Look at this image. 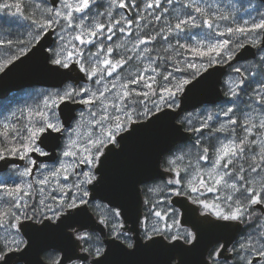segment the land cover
Listing matches in <instances>:
<instances>
[{
  "label": "water",
  "instance_id": "water-1",
  "mask_svg": "<svg viewBox=\"0 0 264 264\" xmlns=\"http://www.w3.org/2000/svg\"><path fill=\"white\" fill-rule=\"evenodd\" d=\"M46 1L53 9L59 4V0ZM259 1L264 3V0ZM54 41L55 28L52 27L0 71V99L27 87L57 88L67 81L74 84L88 81L77 61H72L68 68L52 62L50 48ZM262 48L264 30L258 44H244L225 63L210 65L192 78L179 95L176 107L165 106L145 119L131 121L128 128L117 134V143L105 145L94 169L96 177L88 184L89 200H101L118 209L123 228L132 234V246L119 239L106 238L104 252L91 257L75 234L84 230H97L104 235L105 231L103 223L86 203L74 209L68 208L55 221H21L19 229L26 242L21 249L8 251L0 264H69L75 260H90V264H209L208 252L221 240L224 245L219 255L224 256L241 230V222L223 220L209 212L202 214L200 205L185 194H174L170 202L180 209V224L191 228L195 239L187 243L181 238L169 240L163 234L144 239L140 227L144 204L142 185L172 176V171L162 166V160L177 144L189 140L193 134L179 121L180 116L224 100L223 83L229 67L254 59ZM84 106L81 100L59 103L57 108L63 126L60 132L49 130L40 138L43 140L40 146L47 151V155L38 156L39 161L56 160L63 129L72 124L78 109ZM12 163L23 164V159L7 156L5 160H0V172ZM50 249L59 251L57 261L44 259V252Z\"/></svg>",
  "mask_w": 264,
  "mask_h": 264
},
{
  "label": "rangeland",
  "instance_id": "rangeland-1",
  "mask_svg": "<svg viewBox=\"0 0 264 264\" xmlns=\"http://www.w3.org/2000/svg\"><path fill=\"white\" fill-rule=\"evenodd\" d=\"M194 1L196 0H172V3L169 4L168 0H160V4L162 3L159 6L160 8L156 6L155 8L161 9V13L162 12L167 13V11L169 12L170 9L176 10L177 8L182 7L183 4L193 3ZM66 2L71 3L74 6L79 4V0H66ZM95 2L96 0H90V7L85 9L84 12L82 13L73 10V17H74L73 28H66V21H64L63 19L60 20L59 24H55L57 26V34H56L57 38L55 44L51 48L52 58H55L57 54H59L60 58H64V56L69 51L82 52L83 53L82 58H78L76 55H74L72 60L69 61V63H71L72 61H77L80 67L81 64H83L84 69L89 77V81L77 87H75V85L71 83H68L67 85H65L60 89H51L44 87L48 90H42V89L39 90L40 94L46 97L49 93L51 94H56L57 92L63 93L68 88H74L77 92H79L81 88H87L89 89V92L82 93L81 95H75L74 99L80 98L82 101L85 99H93L95 101V103L87 104L86 107L79 112L76 119L73 121L72 126L70 127L69 130H67L65 139L60 148L59 157L57 158L56 161L50 162V163H55V166L43 165L39 170V175L34 178V182H35L41 179L45 175L49 176V183L42 186L44 188L43 193L39 192L38 190L39 187L41 186L37 185L34 182L32 183L33 185L32 188L29 189L25 187L26 191L31 192L34 195H37V199H35L34 201L38 202L40 199H44L46 201L45 203L48 205H49V201L52 200L53 196L59 197L60 195H62V193L59 190L61 186H70L76 184L84 179L83 173L85 172L92 173V171H84V172L81 171L80 177L77 178L75 177L73 171L74 165L79 164V160L82 157L88 155V153L84 151L85 148H91L92 155H96L97 149L91 146V141H96L98 139H105L106 131L108 130V128L113 127V121L111 119H102V117H104L105 115V109L109 117L120 116L121 120L126 119V117L122 115L121 112L117 111L116 108H113L111 106L113 103L117 102L118 97L122 95L124 91H134L139 93L148 92L147 97H144L142 95L138 96L135 94L132 97H130V99L134 101H139V100L146 101V106L148 109L147 113L145 114L144 106L140 104H136L135 105L136 110L132 113V120H136L135 118L141 115L148 116L154 111H156L153 105V101L159 104V109L163 107L167 101L173 102L172 100L167 99V93L162 92V89L160 88L161 86H158L157 90H155L156 93L155 95H153V90H149L148 88L147 91V87H145L146 83H151L152 87H154L158 75L157 72L160 71L157 70L156 66L154 65V61L151 57V53H149L148 51L151 48L150 44L152 43V40L149 38L147 39L145 37H138V36H135L132 39L129 38V35L131 34L130 27L132 26V23L129 24L128 21H126V16L122 15L123 12L121 11L119 12L118 15L123 16L124 18L123 23L120 21L119 23H116L115 21L113 24L108 26L107 24H102L101 21L99 20V17L103 15V11L105 9L114 11V8H116L114 5H119L123 3L127 6L129 5V8L131 9L132 8L135 9L136 8L135 0H109V1L107 0V4L103 6L105 7V9H101V15H99V12L96 11H94L95 12L94 15L92 14L93 9L98 10V7L94 6ZM142 2L143 3H141V6H145V7H148V4L150 3L153 5L155 4V0L152 1L142 0ZM64 3L65 0H61L59 7L57 8L62 13L67 11L64 8ZM145 3H147V5ZM165 9H167V11H165ZM106 13H108L107 17L112 18L114 12H105V14ZM109 13L111 14L109 15ZM88 16L90 17L89 19L87 18ZM81 18H83L82 21L83 29H81L80 27H76V25L81 23ZM101 25L104 26L103 31H100L99 29V26ZM116 26L118 29V33H122L121 35H125V36L119 39L116 38L115 41L108 40L107 36L109 35H111L112 37L114 36L113 33L115 31ZM62 28L66 30H62ZM109 28L111 29V31H109ZM89 29L96 30L97 35L95 37H89L87 34ZM120 29H123V31H120ZM214 29L216 31H221L217 27H214ZM82 31H83L82 38L86 41L91 38L93 41L92 43L81 44L79 41L74 39V37L76 35H80ZM61 37H63V39H61ZM102 39L107 41V43L102 42L103 41ZM141 40H145L148 42L146 43V45H144L145 43H141L140 42ZM73 45L75 46V49L73 48ZM101 45L103 46L104 49L103 51L100 50ZM108 47H111L113 49V51L110 54L107 53ZM145 49H147V51H145ZM119 51L121 53H124L125 55L127 54L125 59L127 63L123 64L122 66H118L115 69V71H112L111 67L106 66L103 63V61L105 59H109L112 61L113 64H116L121 59H118L119 56L115 57L113 53L115 52L118 53ZM213 64L215 63H212L210 65ZM201 65L203 67H201L200 71H203L208 66H210L206 64H201ZM93 68L96 69L97 75L90 76L91 70ZM153 68H155V72L152 71ZM109 71L112 72L111 75H108ZM139 75H143L144 79L136 84L130 83L132 79L136 78ZM149 77H154V80H150ZM97 80H99L98 83ZM239 80H240V74L237 72L227 76L225 78V84L228 87V90L230 91L237 90L240 84ZM113 85H115V87H113ZM125 85L127 86L126 88L124 87ZM37 88H42V87H37ZM101 92L104 93L103 96L100 95ZM91 93H96V96L92 97ZM256 94L258 96L257 100L251 99L250 104L249 102L246 104H242V106L237 109L239 113V117L237 116L236 113L232 112L234 111L233 106L231 104L232 102L230 103L221 102L214 106L206 105L199 109L186 112L183 115H181L179 120L184 124L186 129H190L195 133V135H199L201 129L203 127H208L209 125L218 129H221V125H223V128L225 129V130L223 129V131H226L229 124L230 125L232 124L231 123L232 120L236 121L235 124L243 125L244 129L247 126L252 127L251 125L253 124L258 125L261 119H264V100H263L264 87L261 89V91L257 92ZM161 95H163L166 98L164 102L160 101L159 99ZM178 101H179V96L176 93L174 97L175 104H177ZM123 104H128V100H124ZM131 106L133 105H129V107ZM118 107H122V104H118ZM229 108H231L232 111L228 112V114L225 115V112H227ZM13 111L14 110L12 109L8 111L5 115L9 116ZM54 111L56 113V117L59 119L61 123V119L59 117L57 108ZM49 115H51V113H49ZM209 117H211V119H209ZM238 120L240 122L244 120V122L240 124ZM249 121H251V123H249ZM129 124L130 122L127 124L126 127L123 128V130L126 129L129 126ZM61 127H62V123H61ZM252 128L253 129L251 130L250 133L246 131L243 133L245 135L244 138H246L247 141L257 140V144L256 145L250 144L248 147H246L245 152L241 154L240 157L234 158L233 164L229 165L228 169H225L223 167V163L217 169L219 174L221 176H224V179L229 184L235 182L237 184V187L239 188V191H233V189L223 185L221 186L214 185V179L219 178V176H217L215 173H212V168L214 166L217 157V149L221 146L222 143H227L230 139L235 140L231 134H228L229 132L227 133L222 132V135L224 134L223 136L221 135V132L216 134L217 137L219 138L217 140L218 148H216V151L214 155H212V157L208 158L206 156L207 157L206 160L199 159L197 163L186 164V160L185 162H183L182 160V155L180 151L172 153L171 155L164 158L165 161L167 162V166H170V168H172L174 174L169 178L154 181L153 184L149 186L148 189H146L148 196H146L145 199V208H146L145 216L142 218L143 230L148 234L151 233L168 234L169 239H173L174 236L176 238L177 237L183 238V236H188L189 233L193 236L191 232H189L187 229H185L184 226L180 224L179 209L174 207L170 203V198L174 194H185L189 196L193 201L200 204L203 210H206L207 212L210 213L213 212L210 211L209 209H206L204 207V204L219 205L220 208L225 210V212L228 211V205L225 203V197L227 195L233 196V208L237 206L234 203V201L237 198H239L240 201L242 200L241 204L244 206V204L247 203L245 202L247 200L246 197L247 193L244 189L249 186L255 188L256 192L260 194L261 199L264 200V191H261V187H260L261 183H264V171H261L259 175L257 174L254 175L250 169V164L252 163L251 157L254 154L259 153L260 151L259 142L264 140V129H260L258 126ZM118 133L119 132L115 134V138ZM108 143L110 142L105 140L104 145L99 148L100 153L102 152L103 147ZM65 151H73L76 153V155L74 157L64 156L63 153ZM97 160H95L92 165H96ZM171 161H175V163H170ZM180 161L182 162V164ZM257 164L264 167V161H260L258 157H257ZM62 165L63 168L61 167ZM87 166L88 168L91 167L89 165ZM241 169H243V171H241ZM53 170L59 171V175L56 177L50 176V173ZM225 172H230L231 175H224ZM177 173H179V175H177ZM210 173H212L213 176L212 179L209 178ZM240 175H243L245 177L244 181H239L238 179H236ZM68 176L70 178L69 179L67 178L65 180V177ZM249 178L250 181L248 180ZM176 179L180 180L179 184H176L174 182L169 183V181H175ZM201 179L205 181L204 185H201L200 183ZM86 186L87 185H81L82 188L87 190ZM191 187H196L199 189V191L192 192ZM209 187H216L218 190L209 191L208 190ZM54 189L55 191H53ZM64 190L67 192V187H65ZM76 191L77 190L73 188L72 191L67 192V197L64 200L65 204L69 202V199L73 195V192ZM162 192L165 194H163ZM244 198H246V200ZM28 199L32 200V197H29L24 201H28ZM56 202H57L56 204H58V201ZM262 205L264 206V203H262ZM51 207L56 208L55 206H51ZM99 210L102 212L104 211L108 214L111 213L110 209L107 208L101 207ZM58 212H60V209H58ZM155 212H160L161 217L154 216ZM245 212H246V208H245ZM260 222L261 224L259 225V228H255L256 237H260L261 234H264V216L262 220H260ZM14 224L17 223L15 222ZM166 225L168 226L167 229L165 228ZM154 228L157 230L154 231L153 230ZM4 230L7 231L9 234L10 245H13L12 248L19 249L20 246L18 245L22 242L23 239L19 230L17 231V229H12V228H5ZM261 243H264V241L262 240L258 245V247L261 246ZM251 258H252V254L250 255L249 259ZM77 264H82V263L78 262ZM258 264H264V259L262 263H258Z\"/></svg>",
  "mask_w": 264,
  "mask_h": 264
},
{
  "label": "snow or ice",
  "instance_id": "snow-or-ice-1",
  "mask_svg": "<svg viewBox=\"0 0 264 264\" xmlns=\"http://www.w3.org/2000/svg\"><path fill=\"white\" fill-rule=\"evenodd\" d=\"M168 3L171 4L172 0H168ZM119 7H125V4L121 3L118 5ZM155 6L159 7L160 6V0H155ZM21 3H13V4H9V3H3L0 4V11L3 10H8V9H15V11L12 13L14 16L15 15H21L23 16V13L21 12ZM37 8L40 7L39 4L36 5ZM90 7V0H79V4L74 6L71 3H67L65 0L64 3V8L67 10L66 12L62 13L59 9H53V8H48L46 9L48 16L46 19L43 20V22H41V20H32L31 22L35 25L37 30H42L44 28H52L53 25L55 24H59L60 20L63 19L64 21H66V28H73V10L76 12H84L85 9ZM149 8L153 7V4H148ZM186 7L188 8H194L195 12L200 13L202 16H207L208 13L207 11L198 6L195 5V3H189L188 5H186ZM165 11H167V9H165ZM25 19H31L30 17H23ZM156 19H159V17H156ZM219 19L221 20H227L229 19L228 16L225 15H221L219 17ZM83 18H81V23L76 25V27H80L81 29H83ZM116 23H119V21H116ZM129 24L132 23V21H128ZM209 29L213 28V20L211 19H205L203 22ZM245 25L248 24V21L245 20L243 22ZM188 26L194 27V28H198L200 27L199 24L196 23V17L194 15L191 14V12H189L187 14V18L183 19V18H178V22L174 25V27H170L169 28V32H175L177 34V36H179L180 33H184L187 31ZM104 26L101 25L99 26L100 31H103ZM62 30H66L64 28H62ZM256 30H264V17H262L259 22H253L251 27H244L241 25H236L235 27H228L225 31H217V32H211V33H206L204 34L205 39L207 40V42H205V40H200L197 41L195 46L193 45H186V44H180L179 40H177V44L179 45V48L183 49L186 48L187 51H189L190 53L194 54L195 56L198 57H209V62L210 63H215L218 62L216 60V57H220L222 55L226 56L228 59H231V55H230V50H229V45L232 43L231 39H216V37H223L225 35H227L228 37H232L233 35L239 34V35H245L247 33L256 31ZM109 31H111V29L109 28ZM120 31H123V29H120ZM88 36L89 37H95L97 35V31L93 30V29H89L88 30ZM83 31L81 32L80 35H76L74 37L75 40L79 41L81 44H85V43H92V39H88L87 41L84 40L83 38ZM61 39H63V37H61ZM108 40H112V36L109 35L107 36ZM163 39L167 40L168 37L164 36ZM188 39L191 40L193 39V36H188ZM141 43H147L148 41L145 40H141ZM12 43L11 40L8 41H3L0 40V45L3 44H8L10 45ZM237 46L239 47H243V45L238 44ZM119 47V46H118ZM171 47V45H170ZM73 48L75 49V46L73 45ZM101 51H103V46L101 45L100 48ZM23 51V49L21 50ZM113 51V49L111 47H108L107 49V53L110 54ZM145 51H147V49H145ZM178 55L180 54L179 52L177 53ZM76 55L78 58H82L83 57V53L79 52V51H69L67 52V54L64 56V58H60L59 54L56 55V58L53 59V63L55 65H59L63 68H68L70 67V63L69 61L72 60L73 56ZM98 55V53H97ZM103 63L106 66H110L112 71H115V69L118 66H122L123 64L127 63L126 60H124L123 58H121L120 61H118L116 64H113L111 60L109 59H105L103 61ZM201 66H197L194 63L191 62H187L185 65V68L181 69L179 67L175 68V71H188V70H192L193 75H195L196 73H198L201 69ZM3 69V66H0V70ZM81 71H85L83 64H81ZM153 72H155V68L152 69ZM237 72H240V69L237 68L236 69ZM112 72L109 71L108 75H111ZM97 75V71L95 68H93L91 70L90 76H95ZM171 76V73H168V75H165L163 77V79L165 81L169 80V77ZM144 79L143 75H139L136 78L132 79L130 81V83L136 84L139 83L141 80ZM150 80H154V77H149ZM99 82V80H97V83ZM191 81L189 79H183L180 80L178 83H176L175 85H173V87H163L162 88V92L167 93V99L172 100L174 102V97L175 94L177 92H180L183 90V86L186 84H189ZM113 87H115V85H113ZM125 88L127 87L126 85L124 86ZM145 87L152 89V84L151 83H146ZM174 89V90H173ZM89 92V89L87 88H81L79 92H77L74 88H68L66 89L63 93L57 92L56 94H51L49 93L46 97H44L41 101L42 107L40 105L37 106L36 109H29V125L30 126H26V133L21 136L19 133V130L16 129L15 127L12 128V132H14L16 134V136L19 138V143L16 144L12 141H9V143L11 144V146H5V145H0V160H5L7 158V156H19L21 159H24L26 157H29L30 154L32 153H37L41 156L43 155H47V153L44 152V150L42 149V147L40 146L43 143V140H41L40 138L49 130L51 131H55V132H60L61 131V123L59 121V119L56 117V113H55V109L57 107H59V103H65L69 100H74L75 95H81L82 93H87ZM142 95L144 97L148 96V92H143V93H139V92H134V91H124L122 93V95H120L118 97V100L116 103H113L111 106L113 108H116L117 111L121 112L122 115H124L126 117L125 120H121L120 116H114V117H109L106 113V109H105V115L104 117H102V119H111L113 121V127L108 128V130L106 131L105 134V139H98L96 141H91V146L97 149V153L96 155H92L91 153V148H85L84 151L88 153L87 156L82 157L79 160L80 164H87L89 166H91L95 160H97L99 158V155H102V153L99 152V148L101 146L104 145L105 140H107L108 142H111L113 144H115L116 140H115V134L117 132H120L123 130L124 127L127 126V124L129 122L132 121V113L136 110L135 109V105L136 104H140L142 106H144V113L146 114L148 109L146 106V101L141 100V101H134L132 99H130V97H132L133 95ZM155 90H153V95H155ZM101 96L104 95L103 92L100 93ZM92 97L96 96V93H91ZM160 101L164 102L165 101V97L163 95H161L159 97ZM124 100H128V104H123ZM59 102V103H58ZM85 104H92L95 103V101L93 99H85L82 101ZM118 104H122V107H118ZM129 105H133L132 107H129ZM153 105L154 108L156 110L159 109V104H157L155 101H153ZM232 109L229 108L227 112H225V115L228 114V112H231ZM49 113H51V115H49ZM15 115V114H13ZM34 117V119H33ZM209 119H211V117H209ZM99 123V121H98ZM232 124H235L236 121L232 120L231 121ZM249 123H251V121H249ZM5 129H8V125L5 124L3 126ZM252 127H257V125L253 124ZM252 127H246L245 131L246 132H251ZM258 127L260 129H264V119H261V121L258 124ZM221 130H223V125H221ZM0 135H3L5 137H7L9 135L8 131H5L3 133H0ZM75 143V142H73ZM256 145L257 141L253 140V141H247L246 138L240 139L239 142H236L235 140H229L227 143H222L221 146L217 149V157L214 163V166L212 168V173H215L217 176H219L218 179H214V185L215 186H226L228 188L233 189V191H239V188L237 187V184L235 182L229 184L225 179L224 176H221L219 174V172L217 171V169L221 166V164L223 163V167L225 169H228L229 165H232L234 162V158L240 157L241 154H243L245 152V148L248 147L249 145ZM259 146H260V151L257 154H254L251 157L252 163L250 165V169L253 173H256L257 175L260 174L261 171H264V167L260 166L257 164V157L259 158L260 161H264V140L259 142ZM251 150V149H249ZM204 152H207V149H204ZM64 156H75L76 153L73 151H65L63 153ZM200 159H204L206 160L207 157L206 156H201ZM170 163H175V161H171ZM31 166L27 167L24 169V171L20 172L19 175L20 176H31L33 173V167L36 166V161L35 160H31L30 161ZM63 168V165L61 166ZM241 171H243V169H241ZM212 173L209 174V178L212 179ZM59 175V171L57 170H53L50 173V176L52 177H56ZM177 175H179V173H177ZM224 175H231L230 172H225ZM84 179L81 180L80 182L70 185V186H61V188L59 189L60 192L62 193V195H60L59 197L53 196L52 197V201L56 202L58 201L57 207L53 208L50 205L45 203L44 199H40L39 200V205L42 206L39 211L41 212L42 215H47V213H51L53 216H58V209L63 210V208H69V209H74L77 208L79 205H83L87 203V197L89 196V192L87 190H85L84 188L81 187V185H87V184H91L93 179H95L94 174L90 173V172H85L83 173ZM67 179V177H65V180ZM236 179H238L239 181H244L245 177L243 175L238 176ZM9 180H11V177H0V189L4 190L7 193V196L12 198V202H11V207L16 208V209H20L21 208V204L18 201H22L23 200V195H27V196H31V192H28L25 190V187L21 186V184L19 183H15L13 186L9 185ZM176 183L179 184L180 180L176 179L175 181H169V183ZM34 183H36L37 185H40L41 187H39V192L43 193L44 188L42 187L43 185H46L49 183V176L45 175L43 176L41 179L35 181ZM201 185L205 184V181L203 179L200 180ZM32 183H28L26 185L27 188H32ZM65 187H67V192L72 191L73 188H75L77 191L73 192V195L71 196V198L69 199V202L67 204L64 203L65 198L67 197V192L64 190ZM261 191H264V183H261ZM209 191H214V190H218L216 187H209L208 188ZM55 191V189L53 190ZM191 191L192 192H197L199 191L198 188L196 187H191ZM245 191L247 193V201L249 204L251 205H256V204H262L264 203V200L261 199V196L259 193L253 195L252 193L256 192V189L253 187H246ZM23 194V195H21ZM243 195V193H242ZM225 203L228 205V211L225 212L224 209L220 208L219 205H210V204H204V207L206 209H209L210 211H212L214 213V215L217 218H221L223 220H240L245 213V208L244 206L241 204V201L239 198H237L234 203L237 205L235 208H233V196L232 195H227L225 197ZM23 207L25 209L29 208L30 206L28 204H24ZM46 209V212L44 211ZM32 212L35 214L37 213L38 209L36 207H32ZM22 215L25 216V219L28 218L27 213L24 212L22 213ZM116 223L113 225V227H120L122 225L119 224V217H120V212L118 211H113L112 213ZM154 216L156 217H161V213L160 212H155ZM6 218H10L8 220V224H7V228H12V229H17V224H13L11 223L12 220L15 221H19V216L16 215V213L9 211H4V210H0V228H5V224L4 221ZM167 225L165 226V228L167 229ZM7 230V229H6ZM154 231H156L157 229H153ZM80 239H84L87 240L88 237L87 236H81ZM149 239H151V237H149ZM173 239H176V237L174 236ZM188 239L192 240L195 239V237H193L190 233L188 235ZM261 240H264V234H261L260 236ZM259 242V240L257 241ZM19 243V242H16ZM131 246V245H129ZM246 244H240V248L244 249L246 248ZM253 253L259 257H264V243H261V246L257 249L255 247H253ZM96 254L99 255L100 254V250L97 249L96 250ZM246 264H251L250 261L246 262Z\"/></svg>",
  "mask_w": 264,
  "mask_h": 264
},
{
  "label": "trees",
  "instance_id": "trees-1",
  "mask_svg": "<svg viewBox=\"0 0 264 264\" xmlns=\"http://www.w3.org/2000/svg\"><path fill=\"white\" fill-rule=\"evenodd\" d=\"M105 1L107 2V0H101V1L96 0L95 6L99 8V5L100 6L106 5L107 3ZM137 1L135 0L137 8H135L136 10L135 9L133 10V12L134 11L135 12L132 14L131 17H126V21H132V26L130 27L131 34L129 35V38L132 39L133 37L138 36L145 38L149 37V39L152 40L151 43L152 49H150L149 53H151V57L154 61V65L156 66L157 70H160L157 72L158 75L154 87H152V89L149 90H157L158 86H161L160 87L161 89L163 87H173V85L178 83L180 80L183 79L191 80L192 78H194L200 71L195 75H193L192 70L175 71L176 67H179L181 69L185 68L187 62L194 63L198 67L201 64H206V65L212 64L209 62V57L207 56L198 57L187 51L186 48L183 49L179 48V45L177 44V40H179L180 44L195 46L196 42L202 39L205 40V42H207L204 34L217 32L214 29V27H217L221 31H225L228 27H235L236 25L251 27L253 22H259V20L262 17H264V3H262L259 0H205V1L196 0L194 1L195 5H198L207 11L208 13L207 16H202L200 13L195 12L194 8L186 7V5H188L189 3L183 4L182 7L177 8V10H175L174 12L173 10H169L168 13L162 14L161 12H159V10L161 11V9L155 8V4L152 8H147L145 6H141L142 0H137ZM5 2L9 4L21 3L22 5L21 12L23 13V16L21 15L14 16L12 13L15 11V9L0 11V40L12 41L10 45L8 44L0 45V66H3V68L13 59L24 53L26 50H28L36 42V40L41 35L44 29L37 30L35 25L31 21L41 20V22H43V20L46 19L48 16L46 9L50 8L48 4L45 2V0H0V4H3ZM138 3L140 5H138ZM37 4L40 5L39 8L36 7ZM139 6L142 10L139 8ZM101 9L102 8H100V10H95V11L99 12V15H101ZM109 11L110 10L105 9L103 11L104 15L99 17V20L101 21L102 24L105 23L109 26L113 24L115 21H120L122 23L124 22V18L122 15L125 14L123 11H121L123 12V14L118 15L120 12L118 7L114 8V13H113V15H115L114 19L113 18L110 19V17H107L108 13L105 14V12H109ZM189 12H191V14L196 17V23L199 24L200 27L194 28L188 26L187 31L184 33H180L179 36H177L175 32L170 33L169 28L174 27V25L178 22V18L186 19L187 14ZM137 13L138 15L139 14L141 15L138 16ZM153 14L155 15L154 16L155 18L152 17ZM165 15L169 16L170 18L167 17L169 18L167 19ZM221 15L228 16L229 19L221 20L219 19ZM23 17H30L31 19H25ZM156 17H159V19H156ZM205 19L213 20L214 24L212 29H209L203 23ZM245 20L248 21L247 25L243 23ZM115 32L114 33L117 35L116 38L118 39L125 36V35H121L122 33H118L117 26L115 28ZM162 34L164 36H167L168 39L167 40L163 39L164 36ZM186 35L193 36V39L189 40L188 36ZM261 35H262V30H256L247 33L246 36L236 34L233 35L232 37H228L227 35H225L223 37H216V39L232 40V43L229 45L230 55L232 57L234 53L240 48L239 46H237L238 44L244 45L245 43L248 42L257 44L260 42ZM102 40H103L102 42L107 43V41H105L104 39ZM22 49L23 51H21ZM178 52L180 53L179 55L177 54ZM113 54L115 57L119 56L118 59L123 58L124 60L126 59L127 56V54L125 55L120 51L118 53L115 52ZM216 60L218 62H226L229 59L226 56L222 55L220 57H216ZM237 68L240 69V72L236 71ZM162 71L164 73V76L168 75L169 72L171 73V76L169 77L168 81H165L162 78L163 77ZM235 72L240 74V80H239L240 84L237 90L230 91L228 90V87L224 83L223 90L225 93V98L222 102H229V103L232 102L231 104L234 110L232 112L236 113L237 116H239L237 109L241 107L242 104H246L248 102L250 104L251 99L257 100L258 96L256 93L261 91V89L264 87V48L258 50V55L256 58L245 62H238L231 65L228 70V76L234 74ZM160 74L162 75L160 76ZM41 89L48 90L44 87L26 88L19 92H15L11 94L9 97L5 99H0V133H3L5 131H8L9 133L7 137L0 135V145H5L10 147L11 144L9 143V141H12L16 144L19 143V138L16 136L14 132H12V128L15 127L16 129H18L21 136H23L26 133V126H30L28 119L29 109H36L38 105L42 107L41 101L44 98V95L40 94L39 90ZM180 93L181 91L177 92V95L179 96ZM166 105L174 106L175 102L167 101L164 104V106ZM12 109L14 111L9 116H6L5 114ZM146 116L147 115L145 116L141 115L136 117L135 119L145 118ZM240 123L242 124L243 121H241ZM5 124L8 125V129H5L3 127ZM227 130L230 132L228 134L231 135L233 134L232 136L234 137L236 142H239L240 139H243L245 137V135L243 134L245 132L243 125L231 124L227 128ZM226 131L212 127L211 125H209L208 127H203L199 135H195V133L193 132L192 137L188 141L177 144L176 147L173 149V151L170 152L167 156L171 155L172 153L180 151L182 155V160L183 162H185L186 160V164L197 163L200 159V156H207L208 158H210L212 157V155H214L217 148L216 144L218 138L215 135L219 132L227 133L228 131L227 132ZM207 139H209V142L207 141ZM203 142L205 144L207 143L208 146L207 144L205 145ZM209 148L211 149L209 150ZM204 149H207L206 153L204 152ZM163 164L166 167L170 168V166H167V162L165 161V159H163ZM143 194L144 196H148L145 189H143ZM9 201H10L9 206H11L12 199L10 198ZM45 257L49 260H53L57 257V253L53 251L47 252L45 254Z\"/></svg>",
  "mask_w": 264,
  "mask_h": 264
},
{
  "label": "flooded vegetation",
  "instance_id": "flooded-vegetation-1",
  "mask_svg": "<svg viewBox=\"0 0 264 264\" xmlns=\"http://www.w3.org/2000/svg\"><path fill=\"white\" fill-rule=\"evenodd\" d=\"M114 6L118 7L120 9V11H123L127 17H131L133 14L134 9L132 8L133 9L132 10L131 8H129V5L128 6L125 5V7H119L118 5H114ZM100 8H102V7H100ZM100 8H98V10H100ZM95 10L96 9L92 10L93 15L95 14V12H94ZM110 12H112V11H110ZM87 18L89 19L90 17L88 16ZM112 18L114 19L115 15H112ZM114 34L115 33H113V35ZM116 37H117V35H114L112 37L111 41H115ZM75 87H77V85H75ZM69 129H70V127L64 130L63 141L65 139L66 132ZM44 152L46 153L45 150H44ZM59 154H60V150H59ZM38 156H41V155H39L37 153H32V154H30L29 157H26L23 159V164L12 163L6 170L0 172V177L6 178V177L10 176L11 180L8 181L9 185H14L15 183H19V184H21V186L26 187V185L28 183L34 182V178L39 175V170L43 165L55 166V163H50V162H46V161H39ZM14 157L20 158L19 156H14ZM31 160L38 161V164H36L35 169L33 167L32 175L28 176V177L27 176H20L19 175L20 172L24 171L25 168L31 166V164H30ZM95 166L96 165H92L91 167L88 168V166L85 164H80V163L75 164L74 170H73L74 175H75V177L79 178L81 171L82 172L92 171V173H94L95 172L94 171ZM94 176H95V174H94ZM251 177H253V176H251ZM67 178L69 179L70 177L68 176ZM74 178H73V180H74ZM248 180L250 181V178ZM255 181H257V180H255ZM153 182L154 181L147 182V183L143 184L142 189H145V191H146V189H148V187L151 186L153 184ZM86 187H87V191L89 192L88 184ZM252 194L255 195V194H257V192L256 193L254 192ZM21 195H23V194H21ZM29 197H32V200L28 199V201H24V195H23V200L18 201L21 204V208L16 209V208L9 206L10 197L7 196V193L4 190L0 189V210H4V211L10 210L11 212H14V213H16L17 216H19V221H15V220L11 221V223H13V224L15 222L17 223L18 230H19L21 236L23 237L22 242L18 245V246H20L19 248H21L26 242L24 236L22 235V233L19 229V224L21 221L31 220L32 222H37V223H41L44 219H49V220L53 221V220H56L57 217L63 211H66L68 209V208H63V210H60V212H58L59 213L58 216H54V217L51 215V213H47V215H42L41 212L39 211V209L42 206L39 205V203H38L39 201L38 202L34 201L35 199H37V195H34L33 193H31V196H28V198ZM246 197H247V195H246ZM86 199H87V203L89 204L90 209L93 211V213L95 214L97 219L103 223L105 234L103 235L97 230H84V231H81V233L75 234L78 238L81 237L80 235H82V236L87 235V237H88L87 240L81 239V243L83 244V249L86 250L87 252H89L90 256H99L104 252V250L106 248V243H105L106 238H108V239L109 238L119 239V240H122L127 245L132 246V244H133L132 234L123 228V221H122L121 217H119V224L122 226L115 227V228L113 227V225L116 223V221H115L112 213H113V211H118V210L108 206L105 202H103L101 200H89V196ZM145 199H146V196H145ZM246 202L247 203L244 204V208H246V212L244 213V216L240 220H238L242 224L241 230L236 235V237L233 239V241L231 242L229 247L226 249L224 256L219 255L221 248L224 245V241L221 240V241L217 242L216 244H214L210 248V250L208 252V258L210 261L209 264H246V262H248V261H250L251 264H258V263L263 262L264 257H259V256L255 255L253 253V247L258 249L259 248L258 245L262 241L260 239V237H256L255 228H259V225L261 224L260 220H262V218L264 216V211H262L261 206L251 205L248 203L247 200H246ZM56 203L57 202H53L52 200L49 201L50 206L57 207ZM24 204H28L30 207L25 209L23 207ZM32 207H36L38 209L37 213L34 214L32 212V210H31ZM101 207L110 209L111 213L108 214L104 211L103 212L100 211L99 209ZM258 210H259V212H258ZM44 211L46 212V209ZM24 212L27 213V216H28L27 219H25V216L22 215V213H24ZM145 212H146V208L144 205L142 218L145 216ZM200 212L202 214L207 213L206 210L202 209L201 205H200ZM211 214H213V213H211ZM9 219L10 218H6L4 221L5 228H7V224H8ZM184 227L189 232H191L193 234V237H194V232L190 228H187L186 226H184ZM5 228H0V261L3 260L5 254L8 251L15 249V248H12L13 245H10L9 234L7 231L4 230ZM152 234L153 233L148 234L147 232H145L141 226V235L144 239L149 238L150 236H152ZM163 235H165L166 238H169L168 234H163ZM183 238H181V239L187 243L192 241V240L188 239V236H183ZM23 240H24V242H23ZM258 240H259V242H257ZM240 244H246L247 246H246V248L241 249L239 247ZM97 249L100 250L99 255L96 254ZM51 251L57 253V257L53 260H49L45 257V254L47 252H51ZM251 254H252V258L249 259ZM43 257L45 260H47L49 262L57 261V259L59 258V251L54 250V249L47 250L46 252H44ZM78 262H81L82 264H90V260L74 261L71 264H73V263L77 264ZM15 264H22V263H15Z\"/></svg>",
  "mask_w": 264,
  "mask_h": 264
},
{
  "label": "bare ground",
  "instance_id": "bare-ground-1",
  "mask_svg": "<svg viewBox=\"0 0 264 264\" xmlns=\"http://www.w3.org/2000/svg\"><path fill=\"white\" fill-rule=\"evenodd\" d=\"M100 1H101V0H100ZM108 1H109V0H108ZM136 1H137V0H136ZM147 1H148V0H147ZM151 1H152V0H151ZM204 1H205V0H204ZM105 2H106V1H105ZM137 2H138V1H137ZM183 2H184V1H183ZM198 2H199V1H198ZM200 2H201V1H200ZM106 3H107V2H106ZM127 3H128V2H127ZM130 3H131V2H130ZM130 3H129V4H130ZM132 3H133V2H132ZM142 3H143V2H142ZM152 3H153V2H152ZM165 3H166V2H165ZM175 3H176V2H175ZM201 3H202V2H201ZM135 4H136V3H135ZM135 4H134V5H135ZM145 4L147 5V3H145ZM161 4H162V3H161ZM161 4H160V5H161ZM178 4H179V3H178ZM138 5H140V4L138 3ZM173 5H174V4H173ZM101 6H102V5H101ZM101 6L99 5V8H100ZM104 6H105V5H104ZM136 6H137V5H136ZM136 6H135V7H136ZM153 6H154V5H153ZM165 7H166V6H165ZM175 7H176V6H175ZM178 7H179V5H178ZM102 8H103V6H102ZM136 8H137V7H136ZM139 8H140V6H139ZM147 8H149V7H147ZM159 8H160V7H159ZM159 8H158V9H159ZM167 8H168V7H167ZM171 8H172V7H171ZM103 9H105V7H104ZM111 9H113V8H111ZM133 9H134V8H133ZM133 9H132V10H133ZM140 9H141V8H140ZM175 9H176V8H175ZM135 10H136V9H135ZM141 10H142V9H141ZM170 10H171V9H170ZM176 10H177V9H176ZM154 11H155V10H154ZM174 11H175V10H173V12H174ZM109 12H110V11H109ZM112 12H113V10H112ZM134 12H135V11H134ZM134 12H133V13H134ZM156 12H157V11H156ZM159 12H161V11L159 10ZM138 13H139V10H138ZM138 13H137V15H138ZM167 13H168V11H167ZM110 14H111V13H109V15H110ZM156 14H157V13H156ZM158 14H159V13H158ZM162 14H163V12H162ZM162 14H161V15H162ZM103 15H104V14H103ZM137 15H136V16H137ZM139 15H141V14H139ZM139 15H138V16H139ZM142 15H143V14H142ZM166 15H167V14H166ZM166 15H165V16H166ZM169 15H170V14H169ZM138 16H137V17H138ZM154 16H155V15L153 14L152 17H154ZM170 16H171V15H170ZM152 17H151V18H152ZM160 17H161V16H160ZM166 17H167V16H166ZM103 18H104V17H103ZM154 18H155V17H154ZM169 18H170V17H169ZM169 18H167V19H169ZM104 19H105V18H104ZM110 19H111V18H110ZM134 19H135V18H134ZM102 20H103V19H102ZM141 20H143V19H141ZM165 20H166V19H165ZM150 21H151V20H150ZM159 21H160V20H159ZM168 21H169V20H168ZM138 22H139V21H138ZM144 22H145V21H144ZM151 22H152V21H151ZM136 23H137V22H136ZM148 23H149V22H148ZM166 23H167V22H166ZM104 24H105V23H104ZM108 24H109V23H108ZM110 24H111V23H110ZM169 24H170V23H169ZM138 25H139V24H138ZM59 27H60V26H59ZM140 27H141V26H140ZM138 29H139V27H138ZM140 29H141V28H140ZM143 30H144V29H143ZM143 30H142V31H143ZM138 31H139V30H138ZM142 31H141V32H142ZM115 33H116V32H115ZM142 34H143V33H142ZM114 35H116V34H114ZM162 35H163V34H162ZM118 36H119V35H118ZM141 36H143V35H141ZM149 36H150V35H149ZM163 36H164V35H163ZM186 36H188V35H186ZM148 38H149V37H148ZM148 38H147V39H148ZM150 38H151V37H150ZM158 38H160V37H158ZM194 38H195V37H194ZM152 39H153V38H152ZM156 41H158V40H156ZM150 42H151V41H150ZM150 42H149V43H150ZM157 43H158V42H157ZM158 44H159V43H158ZM158 44H157V45H158ZM245 44H246V43H245ZM144 45H146V43H145ZM157 45H156V46H157ZM160 46H161V45H160ZM147 47H148V46H147ZM150 47H152V44H151ZM165 47H166V46H165ZM158 48H159V47H158ZM150 49H152V48H150ZM159 49H160V48H159ZM239 49H240V48H239ZM239 49H238V50H239ZM238 50H237V51H238ZM148 51H150V50H148ZM155 51H156V50H155ZM152 52H153V51H152ZM158 52H159V51H158ZM160 52H161V50H160ZM235 53H236V52H235ZM235 53H234V54H235ZM155 55H156V54H155ZM147 56H148V55H147ZM156 57H157V56H156ZM158 57H160V56H158ZM255 58H256V57H255ZM250 60H251V59H250ZM247 61H248V60H247ZM243 62H245V61H243ZM239 64H240V63H239ZM242 65H243V64H242ZM159 66H160V65H159ZM243 66H244V65H243ZM245 68H246V66H245ZM164 70H165V69H164ZM167 70H168V69H167ZM127 71H128V70H127ZM168 71H169V70H168ZM165 72H166V71H165ZM125 73H126V72H125ZM125 73H124V74H125ZM166 73H167V72H166ZM169 73H170V72H169ZM174 73H175V72H174ZM162 74H163V77H164V73H163V71H162ZM162 74H160V76H161ZM125 75H126V74H125ZM134 75H135V73H134ZM126 76H127V75H126ZM160 76H159V77H160ZM159 77H158V78H159ZM163 77H162V78H163ZM123 78H124V76H123ZM125 80H126V79H125ZM125 83H126V82H125ZM128 84H129V83H128ZM254 88H255V87H254ZM139 101H140V100H139ZM131 107H132V106H131ZM140 108H141V107H140ZM137 109H138V108H137ZM141 109H142V108H141ZM238 115H239V114H238ZM241 116H243V115H241ZM238 117H239V116H238ZM245 117H246V116H245ZM235 118H236V115H235ZM240 118H242V117H240ZM232 119H233V118H232ZM246 119H247V118H246ZM239 120H240V119H239ZM239 120H238V121H239ZM244 120H245V119H244ZM244 120H243V122H244ZM239 122H240V121H239ZM246 122H247V121H246ZM253 122H254V121H253ZM240 124H241V123H240ZM257 124H258V123H257ZM227 126H228V125H227ZM229 126H230V124H229ZM229 126H228V127H229ZM251 126H252V125H251ZM257 126H258V125H257ZM247 127H248V126H247ZM230 128H231V127H230ZM230 128H229V129H230ZM232 128H234V127H232ZM237 128H238V127H237ZM237 128H236V129H237ZM223 129H224V128H223ZM252 129H253V128H252ZM224 130H225V129H224ZM233 130H234V129H233ZM254 130H255V129H254ZM227 131H228V130H227ZM227 131H226V132H227ZM236 131H237V130H236ZM236 131H234V132H236ZM255 131H256V130H255ZM228 132H229V131H228ZM231 132H232V131H231ZM229 133H230V132H229ZM217 134H218V133H217ZM219 135H220V134H219ZM221 135H222V132H221ZM223 135H224V134H223ZM223 135H222V136H223ZM232 135H233V134H232ZM252 135H253V134H252ZM213 136H214V134H213ZM215 136L217 137V135H215ZM226 136H227V135H226ZM253 136H254V135H253ZM206 137H207V136H206ZM248 137H249V136H248ZM217 138H218V137H217ZM220 138H221V136H220ZM228 138H229V137H228ZM218 139H219V138H218ZM218 139H217V140H218ZM205 140H206V139H205ZM207 141L209 142V139H207ZM207 141H206V142H207ZM256 141H257V140H256ZM210 142H211V141H210ZM203 143H204V142H203ZM204 144H205V143H204ZM206 144H207V143H206ZM206 144H205V145H206ZM215 144H216V143H215ZM212 145H213V143H212ZM216 145H217V144H216ZM207 146H208V144H207ZM217 146H218V145H217ZM217 148H218V147H217ZM210 149H211V148H209V150H210ZM211 151H212V150H211ZM250 163H251V162H250ZM250 165H251V164H250ZM247 167H249V166H247ZM247 171H248V169H247ZM247 174H248V173H247ZM253 174L255 175L256 173H253ZM254 175H253V176H254ZM250 178H251V177H250ZM252 184H253V183H252ZM237 195H238V194H237ZM237 197H238V196H237ZM244 199L246 200V198H244ZM244 199H243V200H244ZM241 202H242V200H241ZM245 202H246V201H245ZM243 204H244V203H243ZM245 204H246V203H245Z\"/></svg>",
  "mask_w": 264,
  "mask_h": 264
}]
</instances>
